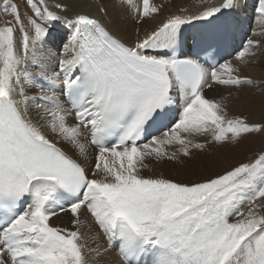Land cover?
<instances>
[{"label": "snow or ice", "instance_id": "snow-or-ice-1", "mask_svg": "<svg viewBox=\"0 0 264 264\" xmlns=\"http://www.w3.org/2000/svg\"><path fill=\"white\" fill-rule=\"evenodd\" d=\"M120 6L137 25L163 7ZM236 6L221 0L172 15L129 43L104 4L98 15L69 17L61 0H25L27 15L0 0L11 17L0 25V264H90V253L112 249L123 264H264V150L195 180L145 174L162 162L196 170L198 154L264 132V121L230 115L226 98L205 95L214 85L243 94L264 83L243 70L260 40L248 39L237 63L199 59L224 39ZM254 11L264 29V0ZM58 23L70 34L52 66L44 45ZM187 41L197 58L181 52ZM157 125L159 135L150 132ZM82 210L108 247L88 246ZM60 213L71 214V227L51 223Z\"/></svg>", "mask_w": 264, "mask_h": 264}, {"label": "bare ground", "instance_id": "bare-ground-1", "mask_svg": "<svg viewBox=\"0 0 264 264\" xmlns=\"http://www.w3.org/2000/svg\"><path fill=\"white\" fill-rule=\"evenodd\" d=\"M107 1L109 4L108 10H109L111 19L114 21H118V24H117L118 33L121 36H123L129 43L137 39L138 30H139V36L140 38H142L145 35V33H148L154 30L155 28L159 27L162 22L166 21L167 18H169L172 15H198L201 11L204 10V7L206 5L218 6L221 2V0H205L204 2H200V0H198L200 3L199 2L194 3L191 0L193 3L190 1L189 4H186L185 2L181 0H172L170 3H168L169 2L168 0H154V1L152 0L153 3L156 4L157 6H161V5L163 6L161 8V11L158 14H156L153 19L147 21L144 24L137 25L135 21L128 16V14L124 11V9L121 8L120 5H119L120 7L117 4L113 5L116 2L119 3L120 0L119 1L117 0L116 2L115 0H107ZM243 1L244 0H236L237 2L236 5L239 6L243 4ZM61 2L70 5L71 11L67 14L69 15V17L72 15L73 12H79V11L90 13L93 16L99 14L97 12V5L84 2L83 0H79V3H77V0H61ZM174 3H175V7H174ZM255 5H257V0H246L245 1V6L247 7L246 12L248 14H253L251 13V11L252 10L254 11ZM238 6H236L233 10H231L230 13L226 14V19L228 21L227 31L230 30L231 35L234 37L236 41V47L238 48V52H239L243 49L244 46H246L247 39L245 38V43L242 40H240L237 34V31L234 30L232 26L230 17H233V19L237 23H239L240 26H242L244 35H246V32H248L249 29H250V32H253L255 30L264 31V29H262L261 27L262 22L259 19L258 13H257L258 14L257 20L254 23V26H252L250 24V18L252 17L249 16L248 18H245L246 14L242 15V12ZM233 13L235 14L233 15ZM203 22L204 21H199V23H203ZM57 27L61 30V33H63L62 36L65 37V39L63 40V37H62V39L57 40L56 38L55 40H53L55 42L53 43L55 44V46L52 47L51 42H48L49 40V37H48V40L45 42V45H44L45 49L50 53L49 57H50V62L52 66H55L56 61L62 52L63 46L67 44L68 42V36L70 34L69 30L66 28V26L63 23H61ZM192 32H193L192 28L189 27L186 35L191 34ZM187 43H188L189 48L183 54L184 56L188 57L190 48L193 43L191 41H187ZM256 52L257 54L254 58H252L251 63L243 66V70L245 74H248L254 78L258 77L257 73L254 70V66L257 64L262 66L264 64V60H263L264 55L262 54L261 48L257 49ZM262 60H263V64H262ZM232 61L233 63H237V61L234 58H232ZM252 72L256 73V76H253ZM249 93H250L249 89H246L243 94H238L236 90L234 89L230 90L224 86L215 85V90L211 93L209 98L221 99L223 97V98H226L227 101L228 99L231 98L232 103L229 104V114L242 116V113L240 112L241 101L243 100V102L246 104L249 99ZM198 139L202 140L204 138L198 137ZM65 148L67 151H69V154L75 155V153L70 148H67V146H65ZM231 150L232 148H225V149L212 148L206 154H198L196 162L198 160L203 159L205 162V169H206L204 173L206 175H209L215 172L219 167H221L222 162H224L227 159L226 157L227 155H229ZM166 164H171V163L170 162H162L160 164L152 163L150 170H146L145 174H156V175L162 174L164 176L168 175V171L165 168L161 167V165H166ZM161 171H164V172H161ZM81 221H82L81 232L83 233L85 240L87 241V244L90 248L108 247V242L104 238L103 233L100 231L94 219L90 216L89 213L82 210ZM51 223L57 226H61V227H71L72 226V216L70 213H60L57 217L53 218ZM89 262L90 264H123V261L119 255V252L116 249L110 250L104 256L100 258H97L94 252L90 253Z\"/></svg>", "mask_w": 264, "mask_h": 264}, {"label": "rangeland", "instance_id": "rangeland-1", "mask_svg": "<svg viewBox=\"0 0 264 264\" xmlns=\"http://www.w3.org/2000/svg\"><path fill=\"white\" fill-rule=\"evenodd\" d=\"M83 1L87 2V3H91L93 5L104 4L109 8V6H108L109 4H108L107 0H89V1L83 0ZM101 1H102V3H101ZM116 1L117 0H115V2ZM153 1H152V3H153ZM168 1H169L168 3H170L172 0H168ZM181 1L185 2L186 4H189L191 0H181ZM192 1L194 3L199 2L198 0H192ZM204 1L205 0H200V2H204ZM245 1L246 0L243 1V4H241L239 6L237 5V6L240 8L242 15L246 14L245 18H248L249 16L252 17V18H250V24L252 26H254V23L257 20L258 14L253 10L251 11V13H253V14H248L246 12L247 7L245 6ZM13 2H15L19 5V8H20V11L22 14L27 15V12L25 9V0H13ZM50 2L52 3L53 0H50ZM119 3H120V1H119ZM119 3L116 2L113 5L117 4L119 6L120 5ZM256 6L257 5H255V7ZM174 7H175V3H174ZM234 14L235 13H233V15ZM230 18H231L232 26H233L234 30L237 31V34H238L240 40H242L244 43H245V38L247 40H248V38L253 39V40H260L261 41V47L260 48H261L262 54L264 55V31L255 30L253 32H250V29H249V31L246 32V35H244L242 26H240L239 23H237L233 19V17H230ZM5 19H11V17L0 14V25L3 24V21ZM60 24L61 23H58L54 28H50V32H51L52 36L50 35L49 40H48V38H47V40H48V42H51L52 47L55 46V44H53V43H55L53 40H55L56 38H57V40H60L63 37L62 36L63 33H61V30L57 27ZM234 24H236V25H234ZM64 39H65V37H63V40ZM263 60H262V64H263ZM254 70L258 75L257 79L264 80V64L262 66L259 64L255 65ZM256 73H253L252 75L256 76ZM262 89H264V83H262L261 85L255 87V88H250L249 89L250 93H249L248 102L245 104L243 102V100L241 101L240 112L242 113L243 117H246L248 119L249 122L264 121V91H262ZM214 90H215V85L213 86L212 89H205V95L207 97H210L211 93ZM230 103H232L231 98L228 99V101H227L228 109H229ZM262 150H264V132L250 134L244 140H242L237 147L232 148L229 155H227V157H226L227 159L224 162H222L221 167H219L215 172H213L211 174L221 173L226 169L232 168L233 166H235L237 163H239L241 161H246V160L252 159V158H254L255 154H258ZM93 162H94V160H93ZM196 163L198 165L196 170H194L191 165H189L187 167H182V166L178 167V166L174 165L173 163L161 165V167L165 168L168 171V175H165L166 177H172L176 180H181V181L195 180V179L200 178V176L206 175L204 173L206 171L204 160L203 159L198 160ZM161 172H164V171H161ZM257 203H264V201H257ZM246 210H247V207H245V211ZM260 211L262 212V214H264V209H261Z\"/></svg>", "mask_w": 264, "mask_h": 264}]
</instances>
